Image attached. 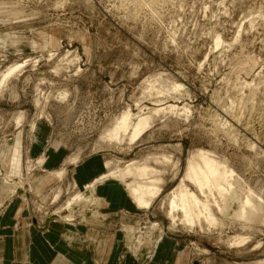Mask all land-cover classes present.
<instances>
[{"label": "rangeland", "instance_id": "obj_1", "mask_svg": "<svg viewBox=\"0 0 264 264\" xmlns=\"http://www.w3.org/2000/svg\"><path fill=\"white\" fill-rule=\"evenodd\" d=\"M16 66L0 85V264L22 223L93 228L75 245L99 264H264V221L237 220V202L202 228L168 215L183 181L196 192L200 151L264 201V0H0V84ZM124 112L151 124L110 142ZM131 165L160 180L148 209L110 174Z\"/></svg>", "mask_w": 264, "mask_h": 264}, {"label": "bare ground", "instance_id": "obj_2", "mask_svg": "<svg viewBox=\"0 0 264 264\" xmlns=\"http://www.w3.org/2000/svg\"><path fill=\"white\" fill-rule=\"evenodd\" d=\"M18 68L19 67L16 66L8 69L0 85L3 86L10 76L18 72ZM166 110L174 111L175 107L170 106L165 109L161 108L154 112L158 114ZM132 120V115L128 112H124L119 119L115 120V123L113 122V127L111 126L110 130L107 131V139L110 142L116 141L120 143L123 141L126 134L130 132L129 130H132L131 137L129 138L131 142H134L151 124V117H142L137 123H133ZM110 165L111 163L108 162V168ZM154 171L148 168L133 167L131 165L122 173L116 174L110 172V174L123 181L129 176H132L134 180L127 184L129 193L139 208L148 209L161 192V186H159L160 180L152 178ZM56 175L61 178L64 172H59ZM235 177L236 174L232 169L224 162L217 160L210 153L201 151L196 153L189 160L185 174V179L191 182L196 188V192L189 190L184 183L185 181H183L171 194L168 204V215L173 224L176 225L177 221H180L183 225H188L191 228L194 226H201L203 222L210 226L215 225L217 219L214 215V208L216 207L221 213H227L228 209L235 202H237V210L234 211V216L237 220L249 221V223L250 221L263 222L264 201L261 196L250 190V188H242ZM89 187V189H91L94 185L92 184V186ZM90 194L84 192L77 193L68 202L69 205L67 206L71 207L75 202L90 201L89 198L92 197ZM58 195L59 194H57V196ZM94 200L99 203L101 199L94 198ZM243 240L244 239H240V242L243 243Z\"/></svg>", "mask_w": 264, "mask_h": 264}, {"label": "crops", "instance_id": "obj_3", "mask_svg": "<svg viewBox=\"0 0 264 264\" xmlns=\"http://www.w3.org/2000/svg\"><path fill=\"white\" fill-rule=\"evenodd\" d=\"M10 209H13L12 213ZM15 209V206L7 207L5 220L8 224L11 219L12 223L16 222ZM24 224L22 223L23 228L19 236H16L15 231L11 232V235L10 232L8 234L7 259L11 264H81L79 261L83 258L86 260L85 264H99L91 254L86 257L80 255L79 247L75 245L84 242L85 233L93 228L82 229L78 226L68 228L58 224L45 231L29 224L24 226Z\"/></svg>", "mask_w": 264, "mask_h": 264}]
</instances>
